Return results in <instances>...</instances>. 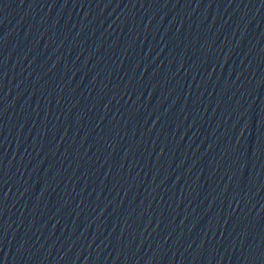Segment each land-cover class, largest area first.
<instances>
[{
    "label": "water",
    "instance_id": "95a60500",
    "mask_svg": "<svg viewBox=\"0 0 264 264\" xmlns=\"http://www.w3.org/2000/svg\"><path fill=\"white\" fill-rule=\"evenodd\" d=\"M0 264H264V0H0Z\"/></svg>",
    "mask_w": 264,
    "mask_h": 264
}]
</instances>
